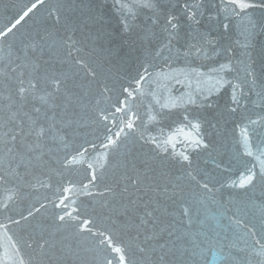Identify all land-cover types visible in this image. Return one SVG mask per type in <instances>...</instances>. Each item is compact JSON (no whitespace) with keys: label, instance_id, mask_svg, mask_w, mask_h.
<instances>
[{"label":"water","instance_id":"1","mask_svg":"<svg viewBox=\"0 0 264 264\" xmlns=\"http://www.w3.org/2000/svg\"><path fill=\"white\" fill-rule=\"evenodd\" d=\"M34 2L36 0H0V31H6L7 27ZM139 2L140 0H123L125 11L131 8L133 3ZM255 2L258 4L259 0ZM196 3L199 11L204 15L200 24L192 27L209 34L212 43L206 45L203 52L192 53L187 60L184 52L186 43L190 40L188 33L191 29L188 20L182 14L184 0H155V4L163 12L171 11L180 17L182 25L180 38L173 41L170 50L161 49L164 36L159 28H153L147 19L151 15L147 8L134 10L139 11V15L133 21L137 27L131 32L123 31L120 15L121 0H43V3H37L33 12L12 33L0 39V56L4 57V63H7L9 51L13 53V58H23L27 53L32 62L41 64L51 59L57 71L68 73L71 77L70 83L83 85L74 89L76 93L74 99L77 103L73 111L65 113L61 109L57 110L60 113L56 117L57 127L52 129L43 148L47 155L40 162L39 169L35 171V176L50 183L51 187H41L33 175H27L26 180L22 179L15 184L0 186V200L7 202L9 196L15 198L13 214L23 212L27 215V210L33 206L40 208L41 204L46 205L35 217L30 218L31 227H27V232L23 233L25 238L28 233L37 237L43 233L46 238L54 241V247L48 251L47 256L36 257L33 254L34 264H98L99 255L92 243L94 238L86 239L87 234L75 235L73 228L57 230L54 216L60 210L54 208L51 201L57 199L58 187L67 180L76 182L77 186L79 182L85 181L87 163H92L96 167L98 175L103 173L106 177L98 185L100 192L105 191V184L119 191L114 180L124 174L127 158L125 154L132 150L136 155L143 157L150 152L149 146L141 148L140 143H134L139 134L138 129L128 137L127 147H122L118 153H113L110 160L106 159L103 155L104 150L99 147L106 134L104 124L93 122L101 109L112 111L111 105L119 96L121 87L127 86L132 77L136 76L138 71H142L141 65H151L149 70L153 73L154 79H159L160 91L164 96H170L180 104V107L166 112L167 118L160 124L149 125L148 132L163 140L174 133L182 118L184 105L189 96L193 95L194 89L212 87L216 74L210 73V69L227 62L228 58L233 67L223 73L225 78L235 84L247 80L243 88L246 98L241 100L243 107L236 114L226 115V119L220 120L215 128L205 125V140L209 144L207 150L193 153L181 142L182 136H177L174 149L172 145H166L168 152L162 153L165 157L163 161L159 157L155 159L154 166L168 174L175 183L179 184V188L170 189L167 196L161 197V208L164 211L157 215H161L163 220L161 227L167 230L152 242L156 252L152 256L151 264H259L264 260V256L260 255L261 245L256 243L257 240H261L260 234L264 224V182L257 178L254 185L243 188L233 183L240 180L241 173H245L247 168H253L257 174L260 171V164L255 156L259 155L258 148L264 147V144H261V141H264V121H261V117H264V96L258 95L264 92L262 88L264 32L258 26L249 34L247 19L251 17L258 23L264 20V7L249 9L248 17H245L232 14L231 5L227 0H196ZM55 9L59 11L55 12ZM89 10L102 16L106 31L111 34L109 39L96 40L95 28L92 27L82 28L75 33L65 31L63 18L86 19L81 17V13H87ZM57 15L61 16L60 22L56 20ZM210 16L213 19L210 20ZM224 23L229 24L227 31L223 29ZM145 28L149 30L150 38L141 40L139 37L144 34ZM152 32H155V36H151ZM67 35H72L74 40L80 42L76 45L82 48L79 55L95 69L97 74L95 80L86 79L84 70L78 68L72 58L66 56L62 44ZM35 46L42 47L43 54L40 52V47ZM224 48H230L231 51L225 54L222 51ZM156 50H160L159 56L154 55ZM246 53L251 54V60ZM166 60L168 63H165ZM19 62L17 60V63ZM246 63L251 64L248 71L254 72V77L246 75ZM193 69L204 74L201 76L203 82L199 85L195 78L185 75V73L191 74ZM209 75L212 76L211 80ZM176 79L181 82L177 83ZM104 85L113 91L104 93ZM145 87L147 88V85ZM151 87L155 89L157 85L153 83ZM230 94L231 89L225 86L219 96L213 97L217 108L206 110L204 113L213 123L216 122L217 112L223 111L230 102ZM148 102L149 100L145 99L144 104ZM36 103L39 105V101ZM139 111L143 114L145 107L141 106ZM197 111L199 110L189 107V112L195 114ZM248 117L255 123H250ZM68 120L74 121L70 127L66 123ZM116 120L119 123V115ZM238 123L248 127L247 138L255 154L253 157L243 154L242 138L239 129L236 128ZM159 128L164 129L163 136H160ZM60 138L67 142L68 147H64ZM89 141L96 143L98 147L96 151L89 149L84 157H78L85 163L78 164L73 171L61 170L63 177L54 175L50 182L47 176L40 174L47 171L43 167L44 163H50L59 169L57 160L66 154L74 153L75 149L80 145H86ZM181 152L190 154V161H183L179 156ZM36 164V161L29 163L27 157L23 159L18 157L11 164V168L23 177L25 170L32 173ZM102 165L105 167H101ZM9 167V158L5 155L2 169L7 170ZM140 167L142 168L143 165ZM187 171H192L202 183L207 182L211 191L197 186L186 176ZM33 184L35 187L31 186ZM173 191L177 193L175 196H172ZM147 199L148 197H144V200ZM106 200H111V196L107 194L104 197L86 196L77 198V204L84 216H90L95 220L94 228L112 230L116 237L128 241L129 233L120 228V225L128 220L124 207L118 197L112 202L111 207L103 206ZM184 208L188 210L187 214H183ZM143 212L144 208L141 205L134 214H143ZM113 219L117 221L115 226L112 224ZM253 232L256 235H252ZM261 243H264V240H261ZM161 244L165 245L163 250L159 247ZM30 253L32 250L24 249L21 255L27 258ZM10 254L11 249L8 247L7 239L0 235V257L7 259L10 258ZM161 254L165 258L159 262L158 257Z\"/></svg>","mask_w":264,"mask_h":264},{"label":"snow or ice","instance_id":"2","mask_svg":"<svg viewBox=\"0 0 264 264\" xmlns=\"http://www.w3.org/2000/svg\"><path fill=\"white\" fill-rule=\"evenodd\" d=\"M37 3H43V0H36L31 7L23 11L7 27L6 31H0V39L6 38L9 33H12L33 12V9L37 7ZM227 3L231 5V13L235 16L248 17L249 9L264 7V0H259L258 4L255 0H227ZM144 8L149 9L151 12L147 19L151 22L153 28L158 27L160 33L164 36V40L161 41V49L167 48L170 50L173 41L180 38V28L182 27L180 17L171 11L163 12L155 4V0H140L138 4L133 3L127 11H125L123 0H121L120 15L123 31L131 32L137 27L133 21L139 15V11L134 10ZM54 11L58 12L59 9ZM182 14L185 15L191 29L188 33L190 40L186 43V51L184 52V57L187 60L192 53L199 54L203 52L206 45H211L212 40L209 39V34L192 27L193 25H199L201 17L204 15L203 12L199 11L196 0H184ZM81 17H86V19L70 20L63 18L65 31L75 33L82 28L92 27L95 28L96 40L102 41L110 38L111 34L106 31L102 16L89 10L87 13H81ZM209 19L211 20L213 17L210 16ZM56 20L60 22L61 16L57 15ZM247 24L249 34L258 26L264 32V20L258 23L248 17ZM228 28L229 24L224 23L223 29L227 31ZM143 32L144 34L139 38L141 40L149 39V30L145 28ZM151 36H155V32H152ZM79 43V41L73 39L72 35H67L62 46L65 49L66 56L72 58L74 64L84 70L85 78L95 80L97 75L95 69L88 64L83 56L79 55L82 51V48L76 47ZM43 51L44 49L40 47L41 54H43ZM222 51L227 54L231 49L224 48ZM74 52L76 53L75 56ZM154 55L159 56L160 50H156ZM246 55L251 60V54L246 53ZM17 60L20 62L17 63ZM165 63H168V61L166 60ZM44 65H47V67ZM150 67L151 65H141L142 71H138L127 86L121 87L119 96L115 103L111 105L112 111L101 109L97 113L96 120L93 121L94 123L98 121L104 124L106 134L99 147L104 150L103 155L106 159L110 160L113 153H118L122 147H127L128 137L137 132L138 129L139 134L134 143H140L141 148L149 146L150 152L144 154L143 157L136 155L132 150L125 154L127 158L124 164V174L121 178L114 180L117 187H119V191L105 184V191L100 192L98 185L106 177L103 173L98 175L96 167L92 163H87L85 169L86 182L81 181L77 186L76 182L70 179L67 180L66 183L58 187L57 199L51 201L53 207L60 210L54 216L57 230L73 228L75 229V235L85 236L87 234L86 239L89 237L94 238L92 243L99 255L98 264H151L152 256L156 252L152 242L167 230L165 227H161L163 220L161 215H157V213L164 211L161 208V197L167 196L170 189L179 188V184L175 183L168 174L154 166L155 159L159 157L163 161L165 157L162 156V153L168 152L166 145H172L174 149L177 136H182L181 142L193 153L207 150L209 144L205 140V125L212 128L217 127L220 120L226 119V115L236 114L243 107L241 100L246 98L243 88L246 86L247 80L235 84L223 75L230 67H233L230 58H228L227 62L220 63L210 69V73L216 74L212 87H196L194 89L193 95L189 96L184 105L182 118L178 122L174 133L161 140L157 135L148 132L149 125L160 124L162 120L167 118L166 112H171L180 107V104L172 100L170 96L163 95L160 91V81L153 78V73L149 70ZM250 67L251 64L246 63V75L254 77L255 73L248 71ZM185 75L195 78L197 85L203 82L201 76L204 74L197 72L195 69L192 70L191 74L185 73ZM209 79H212L211 75H209ZM70 81L71 77L68 73L57 71L55 63L51 59L45 60L41 64L32 62L27 53L23 58H13V53L9 51L7 63H4V57L0 56V186L10 183L15 184L22 179L26 180L27 175H33L41 187H51L50 183L36 177L35 171L39 169L40 162L47 155L43 148L52 129L57 127L56 117L60 114L57 110L61 109L65 113L73 111L74 105L77 103V100L74 99L76 96L74 89L78 86L83 87V85H77L75 82L70 83ZM176 82L180 83L181 81L176 79ZM153 83L157 85L155 89L151 87ZM225 86L231 89L230 102L226 104L223 111L217 112L216 122L213 123L212 119L204 113L206 110L217 108L213 97L219 96ZM189 87H191V84H189ZM262 88H264V84H262ZM112 91L113 89L104 85V93ZM238 92L239 94H237ZM258 95L264 96V92L258 93ZM145 99L149 100L146 105L144 104ZM57 100L62 102L57 103ZM37 101H39V105L36 103ZM141 106L145 107L143 114L139 111ZM189 107L199 111L193 114L189 112ZM118 115L120 117L119 123L116 120ZM247 119L250 123H255V121H251L250 117ZM261 121H264V117H261ZM66 123L70 127L74 121L68 120ZM113 128H115V131H113ZM236 128L239 129L242 138L243 154L253 157L255 154L247 138L248 127L238 123ZM159 132L160 136H163L164 129L159 128ZM60 142L64 144L65 148L68 147L63 138H60ZM261 144H264V141H261ZM97 147V144L91 141L87 142L86 145H80L79 148L74 150V153L66 154L56 161L60 166L59 169L53 167L50 163H44L43 167L47 171L40 174L47 176L49 182L54 175L63 177L61 170L73 171L78 164L85 163L78 157H84L89 149L96 151ZM258 152L259 155L255 156V159L260 164L259 173L257 174L253 168H247L245 173H241L240 180L238 182L234 181V184H238L239 187L243 188L247 185H254L257 178L264 182V147L258 148ZM36 153H39V155ZM5 155L9 158L10 165L7 170L2 169ZM179 156L183 161H190V154L181 152ZM18 157L20 159L27 157L29 163L36 161L34 171L28 173L26 169L25 175L22 177L19 172L12 169L11 164ZM140 165H143V167L141 168ZM101 167L105 166L102 165ZM186 176L200 188L211 191L209 184L197 180L192 171H187ZM161 181H166V183L162 184ZM31 186L35 187L34 184ZM93 189L97 190L93 191ZM150 193L152 195H149ZM106 194L111 196V200L104 201L103 206L111 207L112 202L118 197L124 207L125 215H128V220L120 225L122 231L129 233L128 241L116 237L112 230L94 228L95 220L90 216H84L78 207L77 198L79 197L95 195L104 197ZM176 194L175 191L172 192V196ZM144 197H148V199L144 200ZM125 201L126 203H124ZM14 203L15 198L12 196L8 197L7 202L0 200V218H2L0 219V235L7 239L8 247L11 249L10 258L0 257V264H34L33 254L36 257L47 256L48 251L54 247V241L46 238L43 233L38 237L28 233L27 238L23 233L27 232V227H31L29 224L30 218L35 217L46 205L41 204L40 208L33 206L27 210V215H25L23 212L13 214ZM141 205L144 208L143 214H134L135 210ZM187 211L186 208L182 209L183 214H187ZM116 223L117 221L113 219L112 224L115 226ZM17 229L19 231H16ZM252 235H256V233L253 232ZM260 235L261 240H264V224H262ZM261 240H257L256 243L261 245L260 255L264 256V243H261ZM159 247L163 250L165 245L161 244ZM24 249L32 250L27 258L21 255ZM164 258V255L161 254L158 261L162 262ZM259 264H264V260H261Z\"/></svg>","mask_w":264,"mask_h":264}]
</instances>
